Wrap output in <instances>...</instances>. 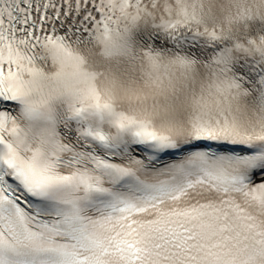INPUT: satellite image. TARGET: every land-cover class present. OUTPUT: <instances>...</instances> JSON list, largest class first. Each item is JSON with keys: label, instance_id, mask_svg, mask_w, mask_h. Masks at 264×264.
<instances>
[{"label": "snow or ice", "instance_id": "6c2138e0", "mask_svg": "<svg viewBox=\"0 0 264 264\" xmlns=\"http://www.w3.org/2000/svg\"><path fill=\"white\" fill-rule=\"evenodd\" d=\"M0 264H264V0H0Z\"/></svg>", "mask_w": 264, "mask_h": 264}]
</instances>
